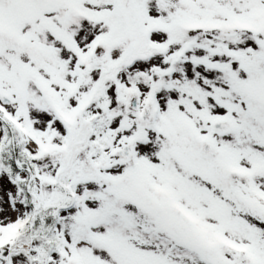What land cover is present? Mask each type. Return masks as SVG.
Wrapping results in <instances>:
<instances>
[{
    "label": "snow or ice",
    "instance_id": "obj_1",
    "mask_svg": "<svg viewBox=\"0 0 264 264\" xmlns=\"http://www.w3.org/2000/svg\"><path fill=\"white\" fill-rule=\"evenodd\" d=\"M0 264H264V0H0Z\"/></svg>",
    "mask_w": 264,
    "mask_h": 264
}]
</instances>
